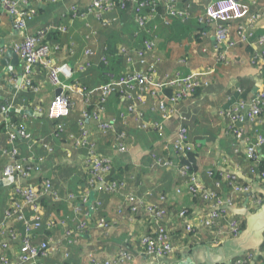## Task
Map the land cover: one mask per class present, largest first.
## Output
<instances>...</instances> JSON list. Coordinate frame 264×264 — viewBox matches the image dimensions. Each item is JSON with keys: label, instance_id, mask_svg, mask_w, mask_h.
<instances>
[{"label": "crops", "instance_id": "crops-1", "mask_svg": "<svg viewBox=\"0 0 264 264\" xmlns=\"http://www.w3.org/2000/svg\"><path fill=\"white\" fill-rule=\"evenodd\" d=\"M212 1L150 0L151 4L141 10V15L148 21L145 28H140L135 22L138 0L128 1L124 8H112L104 13L95 11L84 18L71 14V7L74 6L79 13H87L91 9V0L25 5V9L33 12L26 24V34L36 35L44 31L47 44L53 49L52 63L67 64L72 70L70 89L67 91L70 112L60 120L63 126L60 132L56 131V122L50 120L47 114L56 93L48 83V72L35 66L31 86H26L22 79L24 61L10 49L22 41L23 33L15 30L11 18L0 9V61L2 58L9 59L7 65L0 63V168L11 163L9 154L11 148L15 147L20 160L26 164L40 165V172L33 174L27 180L28 184L39 186L43 180H49L53 190L63 200L70 193L77 194L83 188L85 178L83 159L86 151L75 146L81 134V123L82 130L94 145L95 153L111 160V177L125 183L120 194L91 195L88 201L75 202L76 208H80L85 218L92 222L99 216L113 221L104 229L91 226L79 237L76 246H68L63 233L65 229L75 228L79 224V217L71 203H54L49 198H43V226L32 240L34 244L47 239L54 243V251L40 260L43 264H117L115 256L120 250L133 256L130 262L121 264H147L139 244L141 236L152 232L144 210L146 205L163 206L168 212L164 224L171 235L174 253L165 260L155 259L156 263L180 264V257L184 256H187L185 259L193 256L194 261L198 262L202 250L217 249L209 244L212 238L204 230L185 235V229L176 216L178 211L193 206L184 178L176 168L178 159L172 150L178 135L179 116L184 117L188 139L195 147L194 171L207 189L225 197L229 192L221 177L216 175L209 178L206 175L209 169L214 172L234 171L242 182L249 181L253 189L260 188L257 179L249 173L245 152L246 146L254 145L258 135L264 137V121L256 126H246L245 141L238 146L237 153L234 139L226 133L227 118L221 111L226 110L234 98H250L264 84V66L261 62L264 42L260 44L258 41L259 38L264 40V0H236L248 7V14L231 24L229 43L233 45L227 50H224V46H217L214 26L204 17L206 7ZM170 12L181 13L182 16L171 15ZM253 17H257L254 23ZM241 27L246 30V42H240L238 32ZM146 40L154 44L150 52L145 50ZM119 48L127 49L131 54L132 63L123 62L125 72H148L152 68L155 80L177 73L198 74L206 85L191 100L179 103L178 112L168 119L157 109L149 95L136 102L135 113H129L128 103L115 93L106 98L102 109L97 112L98 120H94L92 111L91 114L87 112L88 92L102 85L99 69L101 58L108 51L116 54ZM87 50L92 54L90 57L85 54ZM8 52H11L9 57ZM138 52H142L141 58ZM253 56L260 59L253 62ZM87 62L92 66L79 71L78 68ZM75 84L86 90L80 91ZM96 100L97 95H91L89 104H94ZM2 108L7 112H2ZM12 121L17 128L23 127L29 138L17 136L16 141L10 144L6 130ZM99 122H112L111 130L106 133L99 131ZM141 123H158L162 130H141ZM120 135L125 137L126 153L117 149ZM152 152L172 160V168L166 170L157 167L150 158ZM257 154L264 168V144ZM6 189H0V223L6 210ZM177 189H181L180 194L176 192ZM122 195H132L138 199L137 214H130L122 202ZM160 195L165 196L163 203L159 200ZM261 198L264 203V198ZM94 200L101 202L98 212L91 209ZM247 200L248 197L245 201L241 199L234 206L242 208ZM50 218L64 221L65 227L47 228L44 223ZM234 218L242 224V218ZM192 222L196 227L197 221ZM10 229L15 234L14 239H2L0 244L10 241L9 254L15 260L24 233L17 225L10 224ZM230 240L220 246L227 245ZM65 253L69 254L67 258L64 257Z\"/></svg>", "mask_w": 264, "mask_h": 264}, {"label": "built area", "instance_id": "built-area-1", "mask_svg": "<svg viewBox=\"0 0 264 264\" xmlns=\"http://www.w3.org/2000/svg\"><path fill=\"white\" fill-rule=\"evenodd\" d=\"M63 0H0V9L5 12L12 20L15 30L23 33V39L20 43H15L11 49L13 53L18 55L24 61L22 79L26 86H31V77L35 66H40L48 72V83L59 94L54 97L51 102L47 114L48 118L55 123L56 131H62L63 126L60 120L67 117L70 112V102L67 91L70 89V80H72V70L67 64L55 65L51 60V53L53 51L49 44L41 43V36H44V31H40L36 35L26 34L27 21L32 16V10L25 9V5L30 3H60ZM128 1L134 0H91V9L87 13H79L76 8L71 7V14L78 18H84L87 14H92L95 11L104 13L112 8H124ZM151 4L150 0H138L137 12L135 22L140 28H145L147 18L141 15V10ZM171 15L182 16L181 13L170 12ZM248 14V7L236 0H213L206 7L204 17L214 26V37L217 46H224L227 50L233 43H229V31L231 24L235 21L245 18ZM257 17L252 18V22H256ZM246 30L240 28L238 34L240 42H246L248 37L245 34ZM262 44L264 40L258 39ZM145 50L152 51L154 44L150 40L144 42ZM1 53V52H0ZM87 57L92 54L89 50L85 52ZM117 55L124 58V62L132 63L131 54L127 49L119 48ZM142 52H138V56L142 57ZM258 56H253L252 61L256 62ZM261 62L264 63V56L261 57ZM100 63L107 64V58L103 56ZM92 66L90 62L83 64L78 68L79 71H85ZM153 76V69L150 68L148 72H134L124 70L121 74L111 79L105 85L99 88L92 89L88 92L89 97L93 94L97 95L96 111L92 113L94 120H98L97 112L102 109V104L106 98L112 94L118 93L123 101L128 103L127 111L129 113L136 112V102H140L144 95H149L156 103L157 109L164 115L165 119L175 115L178 110L179 103L191 100L196 92L206 83L202 82L198 74H181L166 75L163 79L155 80ZM80 91L84 92L86 89L78 87ZM169 90L170 94L166 95L165 91ZM132 93H135L132 95ZM88 97V104H89ZM2 112H7V109L2 108ZM264 112V84L248 99L240 97L231 100V105L221 111L227 118L226 133L234 139V146L238 153L239 145L244 143V132L248 125L256 126L262 120L260 115ZM139 115V113H137ZM179 129L176 140L172 144V150L178 159L177 170L184 178L187 194L189 199L193 202L186 210L177 212L178 220L183 225L186 234H191L195 230H204L208 232V236L212 238L209 244L212 248L220 247L223 242L229 239L236 238L241 231V222L234 218L228 212L230 207H237L234 204L241 199L248 200L245 205L249 211H254L259 208L263 200L260 195L255 194L251 182H242L238 175L231 170H219L214 172L207 170L206 175L209 178L218 175L221 177L229 188V192L225 196H220L216 192L211 191L205 187L203 181L200 179L197 172L190 169L188 165L181 164L186 160L187 156L195 151V147L188 139V130L185 126L184 117L179 116ZM114 122V121H113ZM112 122H99L98 130L106 133L111 130ZM81 131L80 136L75 142L77 148L85 149V156L83 159V169L85 171V178L83 188L77 194H68L65 199L53 190L52 184L49 180H43L39 186L28 184L27 180L35 173L40 172V165L36 163L26 164L19 159L18 151L15 147L10 150L11 163L0 168V181L12 178L13 182L5 187L8 191L6 193V210L4 211V218L0 223V240L7 238L14 239V232L10 229L12 226H20L24 233L18 251L15 253V260L10 256V241H3L0 244V264H43L40 260L50 255L54 251V243L52 240H45L40 244L32 242L35 234L41 230L43 210L41 200L49 198L52 202L71 203V207L79 217V224L75 228L65 229L63 231L67 239L68 246H76L79 237L89 229L91 226L108 228L113 224V221H107L103 217H96L94 222L89 218H85L84 212L80 208H76L75 202L78 203L88 201L91 195L104 194L116 195L125 188L124 181L115 180L111 177L113 171L112 162L107 158L98 156L95 153L94 145L89 141L88 135L82 130L81 123H79ZM8 141L13 144L17 135L20 138H29L26 130L12 124H8ZM149 128L161 132L162 126L158 123L140 124L141 130H148ZM257 133V131H255ZM124 135H120L117 139V149L121 153H126L128 147L124 143ZM264 144V137L258 135L256 142L252 146H246V160L249 162V173L252 178L257 179L260 188L264 189V170L259 169V157L257 150ZM150 158L154 164L163 169L172 168L174 162L166 157H159L155 152L150 153ZM178 194L181 189H177ZM123 203L128 208V211L133 216L138 212V199L132 195H122ZM159 200L164 202L165 196L160 195ZM95 201V200H94ZM101 207L100 201H95L92 210L98 212ZM149 227L152 232L140 237V247L147 259V264L156 263L157 260L168 259L174 253V247L171 242V235L167 226L164 224L165 218L168 216L167 210L163 206L146 205L144 208ZM122 211L121 208L118 209ZM193 220L197 221V226L193 225ZM44 225L48 228H64V221H55L54 219H47ZM264 248L263 246L260 248ZM68 253L64 254L67 258ZM132 254L126 251H118L115 256L117 264L130 262ZM104 264H109L105 262ZM226 264H264V256H255L246 253L244 256L233 259Z\"/></svg>", "mask_w": 264, "mask_h": 264}, {"label": "water", "instance_id": "water-1", "mask_svg": "<svg viewBox=\"0 0 264 264\" xmlns=\"http://www.w3.org/2000/svg\"><path fill=\"white\" fill-rule=\"evenodd\" d=\"M11 56V52L7 53V57ZM9 59L2 58L0 63L7 65ZM59 90L56 91L55 96L59 94ZM14 133L18 136L17 131ZM19 137V136H18ZM13 179H7L0 181V189L9 186L12 184ZM255 193L264 198V189L255 188ZM246 206L242 208L230 207L228 212L233 217L242 218L243 227L239 235L231 239L227 245H222L217 249L202 250V254L198 257V262H195L193 256L180 264H226L243 253L255 252L260 250L264 244V203L254 211H248ZM194 255V253H193Z\"/></svg>", "mask_w": 264, "mask_h": 264}, {"label": "trees", "instance_id": "trees-1", "mask_svg": "<svg viewBox=\"0 0 264 264\" xmlns=\"http://www.w3.org/2000/svg\"><path fill=\"white\" fill-rule=\"evenodd\" d=\"M45 37H46L45 35L41 36V43L42 44H47V38H45ZM104 56L107 58V64L100 63V65H99L100 73L102 75V82H101L102 85H105L111 79L116 78V77H118L121 74V72L123 71V62H124V59L122 57L118 56L117 52L115 54V52L108 51L107 54H105ZM257 59L259 60L260 58H257ZM263 66H264V63H263ZM165 94L169 95L170 91L166 90ZM95 105H96V103L90 104L88 106L89 109L87 110V112L91 114V111H92V113H94L96 111V106ZM260 119L262 121H264V112L260 115ZM13 123H15V122H13V121H12V123L10 122V124H12L14 126H17V125H15ZM194 152L189 154L187 156L186 160L181 162V164L188 165L192 171H194V169H195L193 167ZM259 169L260 170H264V168L261 166V164L259 165ZM194 172H196V171H194ZM242 227H243V224H241V229H242ZM185 235L188 236L190 234H186V232H185ZM249 253L250 254H258V256H264V248L258 250L256 253L255 252H249ZM245 254L246 253H243L241 256H244ZM189 255H190V253H189ZM186 257L187 256L180 257V260H181L180 263L182 261H184Z\"/></svg>", "mask_w": 264, "mask_h": 264}]
</instances>
